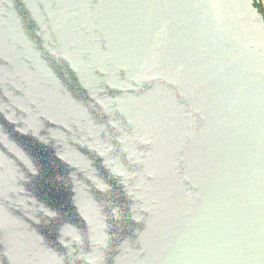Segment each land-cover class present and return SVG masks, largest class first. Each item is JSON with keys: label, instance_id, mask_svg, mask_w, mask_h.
Masks as SVG:
<instances>
[{"label": "water", "instance_id": "95a60500", "mask_svg": "<svg viewBox=\"0 0 264 264\" xmlns=\"http://www.w3.org/2000/svg\"><path fill=\"white\" fill-rule=\"evenodd\" d=\"M0 264H264L263 0H0Z\"/></svg>", "mask_w": 264, "mask_h": 264}, {"label": "crops", "instance_id": "0c3cea01", "mask_svg": "<svg viewBox=\"0 0 264 264\" xmlns=\"http://www.w3.org/2000/svg\"><path fill=\"white\" fill-rule=\"evenodd\" d=\"M263 8H264V0H263Z\"/></svg>", "mask_w": 264, "mask_h": 264}]
</instances>
